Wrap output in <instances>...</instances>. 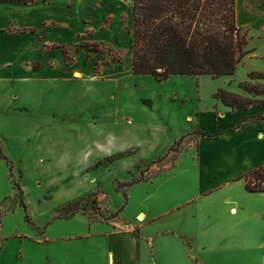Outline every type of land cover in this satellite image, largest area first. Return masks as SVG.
Wrapping results in <instances>:
<instances>
[{
  "label": "rangeland",
  "instance_id": "1",
  "mask_svg": "<svg viewBox=\"0 0 264 264\" xmlns=\"http://www.w3.org/2000/svg\"><path fill=\"white\" fill-rule=\"evenodd\" d=\"M257 32L251 28V52L235 74L201 77V110L212 108L219 88L248 95L240 82L252 70L264 72V36ZM246 116L244 124L261 122L247 129L243 141L252 158L239 156L228 164L210 158L223 145L240 142L228 133L207 137L201 149L197 130L167 148L138 143L107 151L82 169L36 167L34 153L8 138L1 144L14 162L11 171L0 159V264H117L109 248L126 241L110 232L127 229L141 244L159 234L160 250L142 264H264V192L248 191L242 174L235 178L249 163L264 160V136L258 135L264 107L255 105ZM231 117L238 115L227 114L219 126ZM203 124L210 132L217 125L208 117Z\"/></svg>",
  "mask_w": 264,
  "mask_h": 264
},
{
  "label": "crops",
  "instance_id": "2",
  "mask_svg": "<svg viewBox=\"0 0 264 264\" xmlns=\"http://www.w3.org/2000/svg\"><path fill=\"white\" fill-rule=\"evenodd\" d=\"M236 13L248 36L252 27L264 36V0H236ZM133 25L132 0L0 1L1 143L21 140L17 143L34 153L36 167L82 169L107 151L138 143L167 148L197 130L240 139L223 145L220 155L211 154L212 163L220 157L222 164L252 158L243 141L249 139L247 129L261 122L239 123L253 106L238 112L216 99L211 109L201 110L203 75L175 74L159 81L134 73ZM227 114L238 118L220 127ZM207 117L217 124L212 132L203 130ZM106 136L121 142L109 143ZM205 139L198 138L199 149ZM263 163H249L235 178ZM110 234L126 241L109 248L117 264H142L160 250L159 234L148 235L144 244L128 229Z\"/></svg>",
  "mask_w": 264,
  "mask_h": 264
},
{
  "label": "trees",
  "instance_id": "3",
  "mask_svg": "<svg viewBox=\"0 0 264 264\" xmlns=\"http://www.w3.org/2000/svg\"><path fill=\"white\" fill-rule=\"evenodd\" d=\"M0 1L29 3L35 0ZM132 2L134 73L151 74L159 81L175 74L210 75L213 78L230 76L235 74L243 57L251 52L246 49L248 32L237 23L236 0ZM248 77L240 82V87L248 95L219 88L215 98L238 112L254 105L264 106V72L252 70ZM243 124L240 122L239 126ZM200 134L214 136L206 131H200ZM0 159L7 161L12 171L13 160L3 151L1 140ZM241 177L245 179L248 191L264 192V164ZM13 186L19 187L15 181ZM22 205L26 210V205Z\"/></svg>",
  "mask_w": 264,
  "mask_h": 264
}]
</instances>
